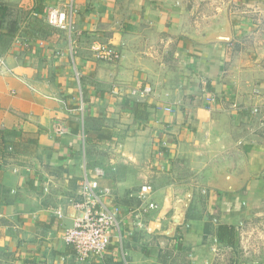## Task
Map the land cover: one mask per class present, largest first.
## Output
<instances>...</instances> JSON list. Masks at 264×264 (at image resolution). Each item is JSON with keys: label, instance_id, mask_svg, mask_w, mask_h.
<instances>
[{"label": "crops", "instance_id": "1", "mask_svg": "<svg viewBox=\"0 0 264 264\" xmlns=\"http://www.w3.org/2000/svg\"><path fill=\"white\" fill-rule=\"evenodd\" d=\"M0 4L20 15L0 54V147L3 135L37 144L0 153V264H73L63 232L86 176L122 210L104 258L78 264H264V0ZM71 7L70 29L46 22ZM100 44L121 58L99 59ZM220 224L235 226L234 245L219 242Z\"/></svg>", "mask_w": 264, "mask_h": 264}, {"label": "built area", "instance_id": "2", "mask_svg": "<svg viewBox=\"0 0 264 264\" xmlns=\"http://www.w3.org/2000/svg\"><path fill=\"white\" fill-rule=\"evenodd\" d=\"M74 0H71L73 4ZM70 12V14H69ZM72 7L50 8L46 13V22L62 29L71 28ZM98 58L107 62H115L121 58V52L111 44H100L97 48ZM117 92V89H114ZM143 93L150 94V86L143 88ZM167 110L171 108L167 107ZM58 133L64 134L65 128L56 126ZM100 174V171L98 172ZM110 188H100L98 181L86 176L80 185V201L73 205L77 210L84 211V217L71 218L72 223L63 232V240L75 248L76 256L81 260L103 259L111 242L113 234L120 229L118 215L122 208L113 203ZM154 193L151 184L141 187L140 197L144 199ZM147 208L157 209L155 202H149Z\"/></svg>", "mask_w": 264, "mask_h": 264}, {"label": "trees", "instance_id": "3", "mask_svg": "<svg viewBox=\"0 0 264 264\" xmlns=\"http://www.w3.org/2000/svg\"><path fill=\"white\" fill-rule=\"evenodd\" d=\"M7 6L0 4V54H3L6 49L8 48V45L10 42L14 39L18 26H10L5 27L4 21L8 16L10 15V10ZM6 31V32H5ZM144 108V106H141ZM140 107L139 111L136 114V118L141 119L147 117L148 112ZM10 141V143H9ZM1 142L3 143L2 147H0V153L4 152V150L8 149V146L11 145L13 147V151L15 153L17 152H23V153H29V154H35L37 151V144L34 141L29 143H23L20 141V139L14 138L12 140L9 139L8 136L3 135L1 138ZM2 178V170L0 167V180ZM210 232L209 228H206V232ZM207 232V233H208ZM218 240L222 244H229L234 245L236 241V229L235 226L230 224H220L218 228Z\"/></svg>", "mask_w": 264, "mask_h": 264}, {"label": "rangeland", "instance_id": "4", "mask_svg": "<svg viewBox=\"0 0 264 264\" xmlns=\"http://www.w3.org/2000/svg\"><path fill=\"white\" fill-rule=\"evenodd\" d=\"M9 8V12H10V15L8 16V18L5 19L4 21V26L5 27H9L11 28L10 26H18V21L20 19V15L17 13L18 12V7L15 6V5H12L10 4L9 6H7ZM35 21L37 22H43L41 19H36ZM38 25V24H37ZM39 26V25H38ZM41 27V26H40ZM6 32V31H5ZM131 119L128 118V121H127V127H126V130H125V133L123 134V138H127V149L128 150H131L132 148L134 149L135 153L138 154V156H140V158H142L143 160V163H142V167H140V169H143V166L144 164H146L147 166H149V152L148 150L145 149V146H144V149L140 151V149L138 150L136 148V145L134 144V141L135 140H138L137 139V136H138V133L136 131H132L131 130V124L132 122L130 121ZM148 139H145L144 141L146 142ZM140 152V153H139ZM130 162H133L134 160H129ZM136 177H139L140 175L139 174H136L135 175ZM129 177V174H123L122 175V178H127ZM194 182L195 183H200V184H203V185H206L207 184V181L208 179L204 180L205 179V176H194ZM144 179L146 180V178L144 177ZM141 184V181L138 183V187L140 186ZM137 188V187H136ZM137 191V190H135ZM111 197L114 199L113 195L111 194ZM80 261L78 258H76V260L73 262L76 263ZM72 262H67L66 260H63L62 261V264H71ZM78 264V263H76Z\"/></svg>", "mask_w": 264, "mask_h": 264}, {"label": "water", "instance_id": "5", "mask_svg": "<svg viewBox=\"0 0 264 264\" xmlns=\"http://www.w3.org/2000/svg\"><path fill=\"white\" fill-rule=\"evenodd\" d=\"M233 190H236V189H233ZM178 211L179 212L172 218V221L170 222L168 226V230L166 232L167 235H172L175 232L176 228L184 221L183 219H184L185 209L180 208ZM76 216L84 217V211L77 210L74 205L69 206L68 217L75 218Z\"/></svg>", "mask_w": 264, "mask_h": 264}]
</instances>
